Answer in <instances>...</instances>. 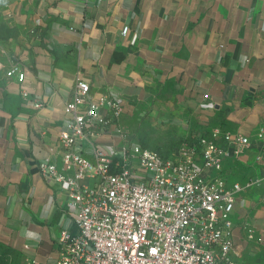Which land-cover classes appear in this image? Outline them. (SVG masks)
I'll return each mask as SVG.
<instances>
[{
  "label": "crops",
  "instance_id": "0c3cea01",
  "mask_svg": "<svg viewBox=\"0 0 264 264\" xmlns=\"http://www.w3.org/2000/svg\"><path fill=\"white\" fill-rule=\"evenodd\" d=\"M16 66L22 81L8 74ZM78 80L96 98L119 100L125 127L138 119L140 129L170 132L175 148L158 150L166 156L214 129L250 136L222 175L264 176V0H0V243L13 264L55 261L62 231H77L67 185L47 181L39 164L62 169L65 106ZM120 142L110 128L84 147L93 157L96 143L114 154ZM263 196L264 180L239 193L240 264L264 258L245 228L250 220L264 235Z\"/></svg>",
  "mask_w": 264,
  "mask_h": 264
},
{
  "label": "built area",
  "instance_id": "2783aa9c",
  "mask_svg": "<svg viewBox=\"0 0 264 264\" xmlns=\"http://www.w3.org/2000/svg\"><path fill=\"white\" fill-rule=\"evenodd\" d=\"M8 74L25 77L18 66ZM65 112L62 169L50 161L39 168L47 181L67 185L77 231H62L55 261L29 258L21 264H240L235 205L239 193L264 176L230 182L222 171L227 157L250 148V136L214 129L166 156L133 141L119 100L96 98L82 80ZM110 128L121 136L116 154L96 143L89 157L85 140ZM257 137L264 152V131ZM245 228L247 239L264 248V235L250 220Z\"/></svg>",
  "mask_w": 264,
  "mask_h": 264
},
{
  "label": "rangeland",
  "instance_id": "374dc122",
  "mask_svg": "<svg viewBox=\"0 0 264 264\" xmlns=\"http://www.w3.org/2000/svg\"><path fill=\"white\" fill-rule=\"evenodd\" d=\"M145 112V110H143ZM141 117H139L140 119ZM139 120H132L130 125L127 124V128L130 130V137L133 141L141 144L143 147L153 148L156 150L159 149H174L175 145L171 139V133L165 131L154 130L151 125L143 122L142 127L150 128L148 129H140L138 128ZM163 135V137H162ZM162 137V138H161ZM160 144V145H157ZM116 154V152H115ZM264 251H260L259 255L262 257ZM263 258V257H262ZM264 263V258L261 263ZM0 264H13V251L0 249Z\"/></svg>",
  "mask_w": 264,
  "mask_h": 264
},
{
  "label": "trees",
  "instance_id": "16d2710c",
  "mask_svg": "<svg viewBox=\"0 0 264 264\" xmlns=\"http://www.w3.org/2000/svg\"><path fill=\"white\" fill-rule=\"evenodd\" d=\"M0 249L10 250V248L3 243H0Z\"/></svg>",
  "mask_w": 264,
  "mask_h": 264
}]
</instances>
